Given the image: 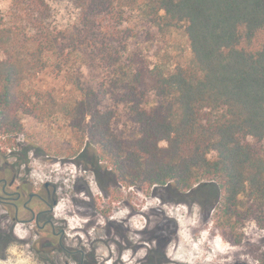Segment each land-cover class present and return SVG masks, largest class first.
Listing matches in <instances>:
<instances>
[{
	"label": "trees",
	"instance_id": "1",
	"mask_svg": "<svg viewBox=\"0 0 264 264\" xmlns=\"http://www.w3.org/2000/svg\"><path fill=\"white\" fill-rule=\"evenodd\" d=\"M79 3L68 29L51 26L45 0H11L0 15V134L20 133L21 116H63L126 184H211L224 239L240 243L245 221L264 230V0ZM127 14L181 33L186 54L164 64L130 50ZM46 72L68 97L34 85Z\"/></svg>",
	"mask_w": 264,
	"mask_h": 264
},
{
	"label": "flooded vegetation",
	"instance_id": "2",
	"mask_svg": "<svg viewBox=\"0 0 264 264\" xmlns=\"http://www.w3.org/2000/svg\"><path fill=\"white\" fill-rule=\"evenodd\" d=\"M14 156L0 146V259L17 247L38 264H184L168 253L172 242L175 247L181 241L179 224L163 208L197 204L207 217L191 232L194 238L205 233L220 200L213 185L188 192L153 186L146 193L83 148L69 150L61 159L62 171L40 183L31 177L28 149L14 162L8 160ZM211 191L206 199L204 192ZM155 198L159 203L147 206ZM200 249L208 252V247Z\"/></svg>",
	"mask_w": 264,
	"mask_h": 264
},
{
	"label": "rangeland",
	"instance_id": "3",
	"mask_svg": "<svg viewBox=\"0 0 264 264\" xmlns=\"http://www.w3.org/2000/svg\"><path fill=\"white\" fill-rule=\"evenodd\" d=\"M45 1L48 5V22L51 26L58 29H68L77 23L80 13L79 0ZM10 9L11 0H0V15L7 18ZM125 19L127 23H123L121 29L132 30L133 38L130 40V50L141 53L149 61L168 64L174 58L186 54L187 42L181 33L173 32L163 36L134 15L127 14ZM34 85L41 90L56 91L60 97L69 96L67 94L70 87L62 79V76L58 77L50 72L39 75ZM21 124L23 128L18 134H1V150L7 155L10 152L14 153L15 156L8 159L14 162V158L18 157L20 151L28 149L30 174L32 179L38 183L46 176L62 171L61 159L66 157L69 150L83 148L86 151H92L88 146L87 139L82 144L76 141L70 124L63 116H54L43 123H38L28 116H21ZM57 147L63 150L59 156ZM65 168L69 171L74 169L72 165H67ZM138 185L143 186L146 193L150 192L151 187L147 184ZM213 194L212 191L211 193L204 192L206 199H210ZM158 203L159 200L155 198L151 202L148 200L147 206ZM163 209L169 215V219H174L179 224V241L181 242H178L175 247V243L172 242L168 251L175 261L184 264H202V262L205 264H258L261 261L258 257L260 254H264V230L253 221H245L237 226L236 233L242 239L240 243L236 244L224 239L216 229L217 207L209 216L207 228H204L205 233L203 235L195 233L194 238H192L191 232L194 230V233L200 229V223L207 217L197 204H194L192 208L179 205L177 210H169L165 207ZM208 233H210V237ZM201 246L208 247V252H202ZM0 264L38 263L29 259L26 251L13 247L9 249L7 259H0Z\"/></svg>",
	"mask_w": 264,
	"mask_h": 264
}]
</instances>
